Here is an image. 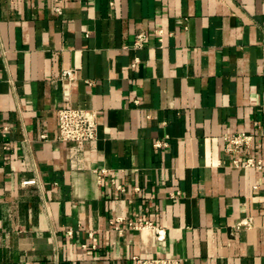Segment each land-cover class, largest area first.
I'll return each instance as SVG.
<instances>
[{"label":"crops","instance_id":"crops-1","mask_svg":"<svg viewBox=\"0 0 264 264\" xmlns=\"http://www.w3.org/2000/svg\"><path fill=\"white\" fill-rule=\"evenodd\" d=\"M67 94L97 140L57 139ZM244 131L264 157V0H0V264H264V167L224 151Z\"/></svg>","mask_w":264,"mask_h":264},{"label":"built area","instance_id":"built-area-1","mask_svg":"<svg viewBox=\"0 0 264 264\" xmlns=\"http://www.w3.org/2000/svg\"><path fill=\"white\" fill-rule=\"evenodd\" d=\"M60 9L57 7V11ZM159 36L162 38L163 31H159ZM148 34L145 31H140L136 34L134 47L141 48L146 45ZM76 70L74 68H65L62 70L59 79L65 90L70 88L75 80ZM66 105L60 107L57 111L58 118V133L57 139L60 141L72 142L78 146H83L93 142L98 138L99 120L98 112L95 109L77 108L70 103L68 94L65 96ZM224 151L233 156L231 166L254 168L260 170L264 167V157H258L249 153L253 146L255 135L249 132H236L225 135ZM162 143H157L161 145ZM36 179H31L28 183H36ZM251 219L241 221L240 226L249 225ZM129 225L136 229H146L154 227L150 221L145 222H130ZM159 238L162 237V232L158 230ZM71 234L72 232L69 231ZM99 247V238L93 232H90V241L82 243L80 248L85 251L97 250ZM133 260L135 264H182L178 257L172 256H147L142 254H134Z\"/></svg>","mask_w":264,"mask_h":264}]
</instances>
